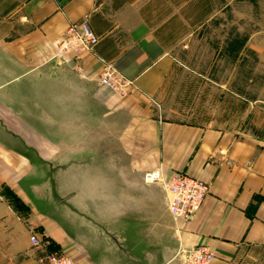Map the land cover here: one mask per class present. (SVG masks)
I'll return each instance as SVG.
<instances>
[{"label": "crops", "instance_id": "1", "mask_svg": "<svg viewBox=\"0 0 264 264\" xmlns=\"http://www.w3.org/2000/svg\"><path fill=\"white\" fill-rule=\"evenodd\" d=\"M99 0H0V264H264V141L169 120L181 63L132 6ZM88 18L93 53L57 57ZM105 63L136 79L120 97ZM157 105H159L157 107ZM184 173L209 184L200 212L177 225L160 183ZM36 235L44 246L36 248Z\"/></svg>", "mask_w": 264, "mask_h": 264}, {"label": "rangeland", "instance_id": "2", "mask_svg": "<svg viewBox=\"0 0 264 264\" xmlns=\"http://www.w3.org/2000/svg\"><path fill=\"white\" fill-rule=\"evenodd\" d=\"M99 1L137 8L181 63L164 104L169 120L264 141V0ZM125 77L135 84L129 96L138 87Z\"/></svg>", "mask_w": 264, "mask_h": 264}, {"label": "built area", "instance_id": "3", "mask_svg": "<svg viewBox=\"0 0 264 264\" xmlns=\"http://www.w3.org/2000/svg\"><path fill=\"white\" fill-rule=\"evenodd\" d=\"M99 42L100 38L94 33L86 17L69 25L65 35L57 43V57L71 52L93 53ZM99 80L121 97L127 96V88H135L133 81L120 74L112 64L105 65ZM145 181L162 185L169 213L177 225L191 221L201 210L210 192L208 183L187 174L165 177L162 170H154L146 173ZM31 243L36 248L44 246V242L36 235L31 237ZM176 256L182 257L186 264H210L215 258L214 252L203 246L186 249L180 245ZM44 260L46 264H75L66 256L54 253L48 254L43 262Z\"/></svg>", "mask_w": 264, "mask_h": 264}]
</instances>
